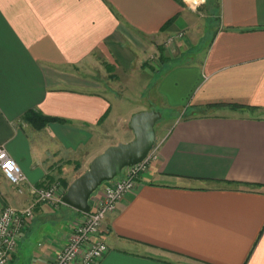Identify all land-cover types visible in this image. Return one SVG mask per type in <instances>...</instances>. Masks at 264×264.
Returning a JSON list of instances; mask_svg holds the SVG:
<instances>
[{
    "label": "crops",
    "instance_id": "1",
    "mask_svg": "<svg viewBox=\"0 0 264 264\" xmlns=\"http://www.w3.org/2000/svg\"><path fill=\"white\" fill-rule=\"evenodd\" d=\"M181 1L0 0V147L26 178L19 193L0 172V211L35 214L10 264H48L84 216L34 203L29 186L59 181L66 191L127 139L148 78L164 69L149 100L185 112L106 218L98 264H264V0H206L202 17ZM202 40V57L184 59ZM29 112L56 120L35 126Z\"/></svg>",
    "mask_w": 264,
    "mask_h": 264
},
{
    "label": "built area",
    "instance_id": "2",
    "mask_svg": "<svg viewBox=\"0 0 264 264\" xmlns=\"http://www.w3.org/2000/svg\"><path fill=\"white\" fill-rule=\"evenodd\" d=\"M206 0H183L192 10L205 3ZM184 38V33L167 38L170 44ZM159 144L154 143L146 156L139 162L125 167L121 175L102 184L100 197L91 205L89 213L74 223L67 236L66 244L48 264H98L108 251L106 243L99 239L106 218L116 211L117 204L132 192L139 176L148 171L150 165L158 158ZM0 172L2 176L19 193L23 192L26 178L16 162L9 157L6 150L0 147ZM101 187V186H100ZM29 194L34 203L51 206L63 205L64 187L59 181H53L40 187L29 186ZM35 214L33 206L16 209L5 206L0 211V264H10L15 257L20 236L28 227Z\"/></svg>",
    "mask_w": 264,
    "mask_h": 264
},
{
    "label": "water",
    "instance_id": "3",
    "mask_svg": "<svg viewBox=\"0 0 264 264\" xmlns=\"http://www.w3.org/2000/svg\"><path fill=\"white\" fill-rule=\"evenodd\" d=\"M161 115L154 111H142L130 118L129 129L133 139L106 148L96 156L88 169L67 187L62 196L64 205L87 214L91 209L92 195L107 181L121 175L122 170L139 163L155 143L154 126Z\"/></svg>",
    "mask_w": 264,
    "mask_h": 264
},
{
    "label": "rangeland",
    "instance_id": "4",
    "mask_svg": "<svg viewBox=\"0 0 264 264\" xmlns=\"http://www.w3.org/2000/svg\"><path fill=\"white\" fill-rule=\"evenodd\" d=\"M200 8V5L197 7V12L200 11L201 13V17H202V14L204 13L205 14V10L206 8H203L201 10H199ZM195 12V13H197ZM208 13V12H207ZM204 17V15H203ZM205 19L203 18L202 20V23ZM212 20H216V18H213ZM211 20V21H212ZM211 21H210V25H211ZM199 28L197 30V33H200L202 28H204V26L201 24L200 26V23L198 24ZM208 25V23H207ZM208 36H206L204 39H207ZM207 41L204 42V40L201 41V44L198 46V47H190L191 50L190 52H188V54H186L184 56V59H186L185 57H191L193 56L194 60H197V59H200L202 57V52H203V48L205 47ZM162 51H164V44H162ZM188 60V59H186ZM186 60L184 62H186ZM146 69V73H150V72H153V68L152 67H145ZM165 69L161 71L160 73V76L159 78L162 77V74L164 73ZM158 78V79H159ZM140 79H141V76H140ZM150 80L148 81H151V85L150 87L148 88V90H146L145 92H143V94L141 93L142 90L140 91V86H141V83L139 82L138 84L135 85V87L132 89V92H128V96H127V102L129 104V107H137V102L141 99L137 98L139 97L141 94L143 96V99L141 100L142 101V106L144 107L143 111H154L156 113H159L161 115V119L159 121L156 122L155 126H154V129H155V139H160L161 138V135L163 134V131L165 129H167L169 127V125L177 118V117H181L185 110H183V108H179V107H170L168 105L164 106L162 104H164L165 101H163L165 98L161 95L160 96V99L163 101V103H157V102H154L152 100H149V96L151 95V90H155L156 91V82L158 81V79L156 80V77L153 78L152 76L150 78H148ZM126 92H124L123 94H125ZM132 102V103H131ZM170 102L172 104H174V101L170 100ZM133 139L132 137V133L129 134L128 138L125 139L124 141L120 142V143H128L130 142L131 140ZM119 144V143H118ZM74 224V223H73Z\"/></svg>",
    "mask_w": 264,
    "mask_h": 264
},
{
    "label": "trees",
    "instance_id": "5",
    "mask_svg": "<svg viewBox=\"0 0 264 264\" xmlns=\"http://www.w3.org/2000/svg\"><path fill=\"white\" fill-rule=\"evenodd\" d=\"M176 1L177 3L179 4H182V1L181 0H174ZM171 23V20H169L168 22H166L164 24V26L162 27V29H165L166 27L169 26V24ZM106 70L109 72L111 71V67H105ZM111 78H115L114 75H110ZM217 105H209V106H206L205 108H215ZM226 106H229L230 108L232 109H237V110H253L254 108H251V107H247V106H242V105H226ZM197 111H199V113H201V111H203L204 109H201V108H197L196 109ZM25 119L29 122H32L35 126H43L49 122H52V121H55L56 119L54 118H47V117H42V119L36 115H34V113L32 112H29ZM40 124V125H39Z\"/></svg>",
    "mask_w": 264,
    "mask_h": 264
}]
</instances>
